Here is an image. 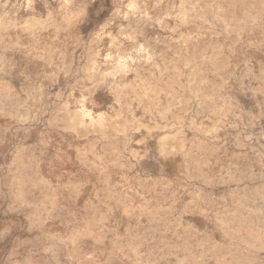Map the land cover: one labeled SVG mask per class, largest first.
I'll return each instance as SVG.
<instances>
[{
  "label": "rangeland",
  "instance_id": "374dc122",
  "mask_svg": "<svg viewBox=\"0 0 264 264\" xmlns=\"http://www.w3.org/2000/svg\"><path fill=\"white\" fill-rule=\"evenodd\" d=\"M0 264H264V0H0Z\"/></svg>",
  "mask_w": 264,
  "mask_h": 264
}]
</instances>
